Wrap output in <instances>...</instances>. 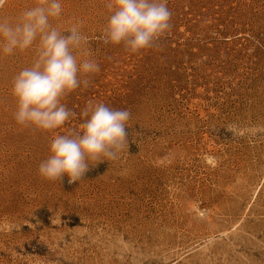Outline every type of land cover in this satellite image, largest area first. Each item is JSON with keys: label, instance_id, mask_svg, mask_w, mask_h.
I'll use <instances>...</instances> for the list:
<instances>
[{"label": "rangeland", "instance_id": "rangeland-1", "mask_svg": "<svg viewBox=\"0 0 264 264\" xmlns=\"http://www.w3.org/2000/svg\"><path fill=\"white\" fill-rule=\"evenodd\" d=\"M61 3L53 23L83 22L100 71L62 101L77 118L41 132L13 116L33 50L0 56V264H264V0H168L171 30L136 54L100 39L106 0ZM89 100L130 110L121 159L41 178Z\"/></svg>", "mask_w": 264, "mask_h": 264}, {"label": "clouds", "instance_id": "clouds-1", "mask_svg": "<svg viewBox=\"0 0 264 264\" xmlns=\"http://www.w3.org/2000/svg\"><path fill=\"white\" fill-rule=\"evenodd\" d=\"M168 0H106L109 12L100 39L104 44L123 45L136 54L158 47V41L172 28ZM7 0H0L3 9ZM61 0H38L15 18L0 16V56L33 50L31 66L20 70L12 80L16 101L13 114L17 124L41 132H53L77 118L62 101L78 88L90 86L89 77L99 73V64L87 51L89 38L76 21L62 30ZM77 127L54 135L49 156L41 161L38 174L48 181L74 184L84 179L90 168L105 161L118 162L128 146L131 112L113 109L103 102L89 100L79 114Z\"/></svg>", "mask_w": 264, "mask_h": 264}]
</instances>
